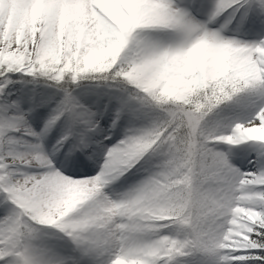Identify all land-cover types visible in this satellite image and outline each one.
I'll use <instances>...</instances> for the list:
<instances>
[{"label":"snow or ice","instance_id":"snow-or-ice-1","mask_svg":"<svg viewBox=\"0 0 264 264\" xmlns=\"http://www.w3.org/2000/svg\"><path fill=\"white\" fill-rule=\"evenodd\" d=\"M200 10L206 20L182 0H0V264H264V36L225 35L237 17L264 24V0ZM15 74L63 93L39 132L8 99ZM86 79L124 94L111 128L125 112L150 125L94 140L97 114L66 86ZM61 123L56 150L71 147L56 159L42 138ZM246 143L251 171L216 148ZM84 156L102 158L97 174L69 175ZM137 166L144 178L105 190ZM44 229L70 248L37 244Z\"/></svg>","mask_w":264,"mask_h":264},{"label":"bare ground","instance_id":"bare-ground-1","mask_svg":"<svg viewBox=\"0 0 264 264\" xmlns=\"http://www.w3.org/2000/svg\"><path fill=\"white\" fill-rule=\"evenodd\" d=\"M201 5H207L204 0H182V6L188 7L193 15H196L200 20H206L207 17L204 15L201 9ZM226 20V17H221L217 21H215L210 27L220 28L223 25V21ZM234 21V20H233ZM233 21L227 25V30L225 31V35L229 36H238L242 34L236 26L233 24ZM233 24V25H232ZM252 28V27H251ZM254 28V25H253ZM253 30V29H252ZM255 31H257L255 39H258V34L264 32V24H259L256 27ZM259 35V36H260ZM163 37V34H161ZM264 36V34H263ZM86 82H79L77 85H71L70 88L76 89L80 86H85ZM95 85L107 86L106 82H97L93 83ZM88 85V84H86ZM7 92L11 95L8 96L9 100H17L19 101L21 107L24 109L25 113L28 114L29 122L32 127L39 132L44 127V122L48 118L51 113L53 107H55L56 102H58L62 97L57 94H53L51 90L44 89L42 87H36L35 85H12V83L7 85ZM74 95L77 99L91 109L93 112L97 114V119L100 120L101 130L93 137L94 140L103 141V137L105 134H110L112 139L111 141H103L104 144H108L111 146L115 144L118 140L123 138L125 130L130 127H147L149 124V119L141 117L140 119H132V117L125 112L117 126L115 128H111L112 120L115 116L116 110L120 107L118 96H123V93L117 92L113 89H107L105 87L94 88V89H86L84 87H80L77 91H74ZM240 118L246 116V113H240ZM63 123L58 125L56 128L49 131L46 135L43 136V145L45 150L48 153L55 152L56 159H63L64 157L61 153L67 154L70 150V145L65 146L59 151L56 150V143L59 136L63 130ZM227 129L225 132L227 133ZM24 140L30 139L28 137L23 138ZM227 149V152L234 157L235 162L240 166L239 169L241 171H251L253 169V164L256 162L257 158V147L252 145L251 143L229 146L227 144H223ZM94 147H98L94 145ZM232 153V154H231ZM97 156H100V151H97ZM84 164L86 167H81L79 171L73 173L68 172L69 175H77V176H94L99 171V166L101 160L97 159H89L88 156L83 157ZM143 163V162H142ZM144 167L147 168L144 164ZM67 171V170H66ZM147 175L145 171H143L140 166H137V169H133V171L127 174L125 177H121L118 181L111 184L107 189H105L110 194H120L118 187L123 192L128 190L126 185L136 184L139 180L144 178ZM113 198H116L114 195ZM0 215H3V206L0 205ZM37 244L41 246L55 247L57 249L68 250L70 248V244L67 242V239L63 237L62 233L56 232L52 229H44L40 235L39 240L36 241Z\"/></svg>","mask_w":264,"mask_h":264},{"label":"rangeland","instance_id":"rangeland-1","mask_svg":"<svg viewBox=\"0 0 264 264\" xmlns=\"http://www.w3.org/2000/svg\"><path fill=\"white\" fill-rule=\"evenodd\" d=\"M205 3L208 2V0H204ZM226 23V20L223 21V24ZM233 24L236 26V29H238L242 34L238 35L237 38L238 39H241V40H245V41H253V39H255V36H256V33L257 31H255L256 27L259 26L260 24V21L257 20L255 22H253L252 18L249 17L247 20H244L242 23L240 22L239 20V17H237L236 20L233 21ZM232 24V25H233ZM262 24V23H261ZM253 25H254V28H253ZM252 27V28H251ZM253 29V30H252ZM256 32V33H255ZM264 34L260 33L257 35L258 36V39L260 37H262ZM260 35V36H259ZM12 85H20V84H27V85H35L36 87H42L44 89H47V90H51L53 92V94L57 95L59 94L61 97L63 96V93L58 91V89L53 85V82L51 81H48L46 80L45 78H33V77H30V76H23L21 74H15L12 76ZM80 82H86V84H83L85 86H80L81 88L84 87L86 89H94V88H100V87H105L107 89H113V90H116V86L113 85L111 82H106L108 83L107 86H100V85H95L93 83H97V82H101L99 80H82ZM104 82V81H102ZM80 87H77L76 89H74V91H77L78 89H80ZM117 91V90H116ZM118 92V91H117ZM219 117H210V124L213 120L215 119H218ZM235 118V117H233ZM149 124L151 123V120L149 119ZM149 126V125H148ZM216 148L220 151H223L227 154L230 162L237 168H239L240 166L235 162V159L234 157H232L228 152H227V149L224 147L223 144H217L216 145ZM232 154V153H231ZM157 162V158H154L152 161H150L148 164H145V166L147 168H151V165L153 163H156ZM132 185L131 184H128L126 185V188L129 189ZM120 188H123V187H118L119 189V192L122 193L123 190H121ZM199 261H200V258L199 257H190L188 258V264H199Z\"/></svg>","mask_w":264,"mask_h":264},{"label":"trees","instance_id":"trees-1","mask_svg":"<svg viewBox=\"0 0 264 264\" xmlns=\"http://www.w3.org/2000/svg\"><path fill=\"white\" fill-rule=\"evenodd\" d=\"M66 86L70 87L71 85H66Z\"/></svg>","mask_w":264,"mask_h":264}]
</instances>
